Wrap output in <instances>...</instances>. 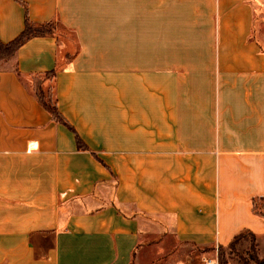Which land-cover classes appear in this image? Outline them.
Listing matches in <instances>:
<instances>
[{"label":"crops","instance_id":"0c3cea01","mask_svg":"<svg viewBox=\"0 0 264 264\" xmlns=\"http://www.w3.org/2000/svg\"><path fill=\"white\" fill-rule=\"evenodd\" d=\"M24 5L56 30L0 62V264H217L171 256L242 230L263 252L264 0H0V42ZM52 69L75 134L25 81Z\"/></svg>","mask_w":264,"mask_h":264},{"label":"trees","instance_id":"16d2710c","mask_svg":"<svg viewBox=\"0 0 264 264\" xmlns=\"http://www.w3.org/2000/svg\"><path fill=\"white\" fill-rule=\"evenodd\" d=\"M25 8V26L21 33L8 43L0 42V60H6L12 58L16 51L21 47L27 40L35 36H45L52 35L56 30V23L48 22L43 24L35 25L30 22L27 15V8ZM56 74V69H52L45 72L43 75L32 76L30 79L33 84L37 85L36 89L30 88L35 94L39 103L49 112L52 119L60 124L65 125L69 130L75 134V129L73 126L65 119V117L60 113L57 107V101L54 93L53 80ZM48 82V86L44 87V83ZM45 88V89H44ZM76 142L78 148H84L82 141L76 137ZM252 210L255 214L264 218V197H255L252 199ZM243 239H249L250 246L247 256L239 253L236 250V245H238ZM256 235L249 230H242L236 234L231 242L226 246L229 250V254H235L239 259L240 264H254V263H264V256L258 257L255 245ZM225 247L218 246V264H228L226 259Z\"/></svg>","mask_w":264,"mask_h":264},{"label":"rangeland","instance_id":"374dc122","mask_svg":"<svg viewBox=\"0 0 264 264\" xmlns=\"http://www.w3.org/2000/svg\"><path fill=\"white\" fill-rule=\"evenodd\" d=\"M257 34H258L259 38L261 39V41L264 42V23H263V26L260 23L259 33H257ZM6 60H9V59H6ZM6 60H0V62L6 61ZM25 81L30 88L36 89L37 85H35V83L33 84V81H31V79H28V80L26 79ZM46 83H48V82H45L44 85ZM249 244H250L249 239H243L238 245H236V250L239 253L246 255L247 252L249 251V246H250ZM255 245H256V251H257L258 257H263L264 251L263 252L258 251L260 244H259L257 238L255 239ZM174 247H176V246L174 245ZM225 252H226L225 256H226L227 262H228L229 256H233V259H234L233 261L236 264L240 263L239 259L237 258V256L235 254H231V255L229 254V250L227 248L225 249ZM202 253H206V256H211V258L214 260V262H216L218 264V260H217L218 246L199 248L196 246L194 247L192 245H180V246H178V250L175 251L174 254L171 256V260H173L175 262H181V261H185L187 258L195 259L197 257L202 256L203 255Z\"/></svg>","mask_w":264,"mask_h":264}]
</instances>
